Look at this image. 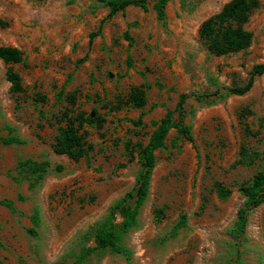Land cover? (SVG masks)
<instances>
[{
  "label": "rangeland",
  "instance_id": "1",
  "mask_svg": "<svg viewBox=\"0 0 264 264\" xmlns=\"http://www.w3.org/2000/svg\"><path fill=\"white\" fill-rule=\"evenodd\" d=\"M156 1L148 0L146 12L116 14L90 42L108 12L99 0H0L8 23L0 46L23 58L12 64L22 81L18 95L0 60V264H264V202L250 211L239 252L230 233L245 200L240 186L264 172V73L245 94L221 96L244 87L252 68L264 64V0L244 24L249 47L222 56L208 52L198 29L230 0H168L165 26ZM142 84L149 85L147 101L134 126L141 110L124 101ZM62 89L76 94L72 108L105 119L101 129L85 127L93 146L88 160L53 150L55 116L69 106ZM216 91L212 103L196 99ZM181 93L189 96L183 122L191 141L171 129L155 151L147 197L121 242L127 254L95 252L78 262L80 249L93 245L96 223L134 186L138 144H147ZM244 109L251 113L242 120ZM242 147L253 162H242ZM26 159L45 169L38 180L17 169ZM217 184L231 190L228 198H218ZM181 216L185 225L172 235Z\"/></svg>",
  "mask_w": 264,
  "mask_h": 264
},
{
  "label": "trees",
  "instance_id": "2",
  "mask_svg": "<svg viewBox=\"0 0 264 264\" xmlns=\"http://www.w3.org/2000/svg\"><path fill=\"white\" fill-rule=\"evenodd\" d=\"M99 1L108 9V12L100 20L97 30L89 34L90 42L93 38L101 34L103 24L116 14L124 13L129 7L140 8L144 12L148 10V0ZM167 2L168 0H157L153 5L156 18L163 26L166 25L165 8ZM258 5V0H230L218 13L204 20L198 29V36L208 52L214 56H222L237 53L248 48L251 44L252 35L244 29V24L248 21L250 14ZM6 26H8V23L0 18V28ZM86 58V56L83 57L80 59V62H84ZM0 60L6 65H9L6 70V81L10 85V92L13 95L21 94L23 92L21 77L12 67V64H18L23 61L21 51L10 46H0ZM263 73L264 64L254 66L248 82L244 87L227 88L221 96L228 97L231 95L245 94L251 88L254 77ZM148 89L149 85L146 84L131 87L124 101V104L128 107L141 110L139 118L136 121H131L134 126H139L142 123V116L144 115L142 109L146 105V93ZM64 94V90L62 89L59 92V96L62 97ZM217 94L218 91L214 94L197 96L196 99L205 103H212L215 100L212 97ZM64 98L69 106L65 107L59 115L55 116L57 129L54 137L53 150L56 154L65 155L68 159L75 162L83 158L88 160L93 146L87 140L88 131L85 127L89 126L101 129L103 128L105 119L96 111L87 114L81 110L72 108L76 104L75 93L65 94ZM188 98L189 96L187 94H179L175 108L168 110L163 118L158 123H155L156 128L151 133L147 144H138L140 171L134 186L123 197L114 202L102 220L96 223L92 234L93 245L80 249V253L77 256L78 262L84 261L95 252L110 251L115 254H127L128 251L122 246L121 242L128 231L135 226L139 209L147 197L151 174L156 163L155 151L164 147V140L171 129H175L178 136L191 141L190 127L183 122L184 105ZM250 113V110L244 109L241 111L239 117L243 120ZM40 114L44 118L43 111H40ZM243 125L244 132L247 135H255L248 124L243 122ZM126 147H128V144ZM253 155L257 157L259 154L253 153ZM241 156L244 157L242 162H246V158L250 159L249 162H253V157H251L245 147L241 148ZM17 169L23 172L35 173V180H38L45 170L40 169L39 164L32 159L19 161ZM56 170L60 171L61 167L57 166ZM239 192L245 200L237 211L236 220L230 230L236 242L235 249L237 252L240 251V243L245 238L244 234L250 211L264 202V172L254 174L248 183L240 186ZM216 194L218 198L226 199L230 196L231 190L217 184ZM5 204L11 207L9 202H5ZM155 214L157 218L162 219L163 213L161 210H156ZM34 222L36 223V220ZM184 225L185 217L181 216L178 223L172 229V235H175Z\"/></svg>",
  "mask_w": 264,
  "mask_h": 264
}]
</instances>
